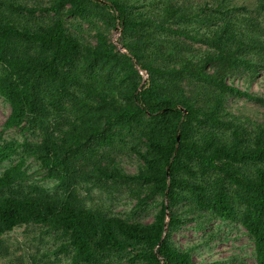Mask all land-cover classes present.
<instances>
[{
	"label": "trees",
	"instance_id": "1",
	"mask_svg": "<svg viewBox=\"0 0 264 264\" xmlns=\"http://www.w3.org/2000/svg\"><path fill=\"white\" fill-rule=\"evenodd\" d=\"M26 2L0 0L5 130L35 138L0 145V166L20 157L0 176V239L35 225L61 234L72 264H203L171 241L185 203L243 227L264 264V125L225 120L229 97L264 105L228 81L264 70V0L250 13L225 0ZM120 154L138 159L136 175ZM29 158L54 190L24 186ZM88 188L163 202L152 223L135 222L88 206Z\"/></svg>",
	"mask_w": 264,
	"mask_h": 264
},
{
	"label": "rangeland",
	"instance_id": "2",
	"mask_svg": "<svg viewBox=\"0 0 264 264\" xmlns=\"http://www.w3.org/2000/svg\"><path fill=\"white\" fill-rule=\"evenodd\" d=\"M193 1L198 6H205L210 5L215 0ZM225 1L231 7H246L249 13L254 11L256 6L255 0ZM27 2L30 7L38 5L34 3V0H27ZM249 13L246 18L250 16ZM241 14L243 16L245 12ZM83 28L85 32L89 33L88 26H83ZM120 39L121 32L118 30L113 33L111 40L118 49L123 51ZM228 81L229 84L252 97L264 100V70H260L254 75L237 73ZM225 108L230 115L225 117V120L242 126L249 133L264 125V105L254 99L229 97ZM10 113V106L0 97V145L13 140L21 143L26 139L34 140V137L25 136L20 130H5V123ZM116 158L119 167L125 173L131 175L138 173L140 163L136 157L120 154ZM19 160L20 157L15 156L11 161L1 165L0 176L8 167L16 165ZM23 170L25 181L22 182L25 187L40 185L49 190H54L55 184L45 178L46 174L33 158L27 159ZM83 194L88 206L101 208L114 216L141 223H152L159 210L157 205L163 202V198H157L150 202L146 208H140L138 206L139 200L128 190H112L108 193L98 189L92 191L88 188ZM190 210L191 206L185 203L176 209L186 222L171 235V241L176 248L180 251L190 252L193 259L203 264H257L254 243L243 227L222 222L204 214L195 216L189 212ZM63 241L65 240L62 239L61 234L54 231L50 232L43 227L35 225L18 227L0 239L2 243L0 264H72L70 255L58 254L63 243L66 244ZM108 260L111 264H130V260L126 256L120 257L112 254Z\"/></svg>",
	"mask_w": 264,
	"mask_h": 264
}]
</instances>
